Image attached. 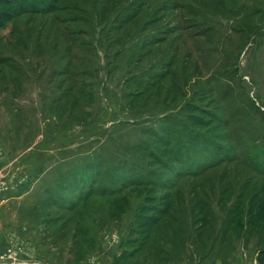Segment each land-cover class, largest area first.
<instances>
[{
	"label": "rangeland",
	"instance_id": "rangeland-1",
	"mask_svg": "<svg viewBox=\"0 0 264 264\" xmlns=\"http://www.w3.org/2000/svg\"><path fill=\"white\" fill-rule=\"evenodd\" d=\"M214 1L0 0V264H264V0Z\"/></svg>",
	"mask_w": 264,
	"mask_h": 264
},
{
	"label": "trees",
	"instance_id": "trees-1",
	"mask_svg": "<svg viewBox=\"0 0 264 264\" xmlns=\"http://www.w3.org/2000/svg\"><path fill=\"white\" fill-rule=\"evenodd\" d=\"M221 3H220V2ZM222 1H224V0H215L214 2H213V5L215 4H217V5H219V6H222L223 5V3H222ZM234 1V0H233ZM89 2H91V11L89 12V14H93V16L97 19V16L96 15H100V14H104L105 12H108L110 9H109V4H108V0H89ZM235 2V1H234ZM236 3V2H235ZM237 7V4H235V8ZM239 7H242V6H239ZM75 9H77V6H75V8H74V10ZM98 9V11H96ZM204 9V8H203ZM86 10V9H85ZM84 10V11H85ZM117 10V9H116ZM116 10L114 11V12H116ZM237 10V13L239 12V9L237 8L236 9ZM96 11V12H95ZM202 11H204L205 13H206V10H202ZM47 13H49V12H47ZM110 13V12H109ZM108 13V15H109V18H108V21L109 20H111L110 18H111V13L109 14ZM105 14H107V13H105ZM115 14V13H114ZM114 14H112V17L114 16ZM92 16V17H93ZM137 18V14L136 15H134V16H132V17H129L128 19L126 18L125 20L127 21V23H125L124 22V24H128V23H131V22H133L135 19ZM107 21V22H108ZM111 22L112 21H110V23L108 24V23H106L105 25H110L111 24ZM95 23H97V22H95ZM98 25V24H97ZM120 28V27H119ZM116 29H118V28H116ZM101 30V29H100ZM104 30H107V28L105 27L104 28ZM90 31V30H89ZM221 36V35H220ZM222 37V36H221ZM124 38H126V37H124ZM124 38H122V37H117V36H114L113 37V44H116V46H115V48L119 45H121V44H124L122 41H124ZM223 38V37H222ZM98 39V38H97ZM223 42H225L226 44H228V43H230V38H227V39H223ZM112 44V45H113ZM112 45H109V48H111V46ZM118 46V47H119ZM179 49H180V47H177V51H179ZM216 49H218L217 47L216 48H212V53H215L216 51ZM116 54H121V53H123V51H121V49H117L116 50V52H115ZM180 59H181V57H180Z\"/></svg>",
	"mask_w": 264,
	"mask_h": 264
}]
</instances>
